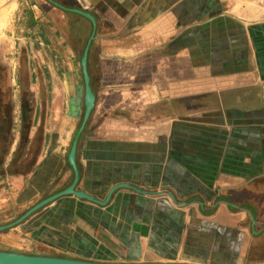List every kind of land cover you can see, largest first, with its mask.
Wrapping results in <instances>:
<instances>
[{"label": "crops", "instance_id": "0c3cea01", "mask_svg": "<svg viewBox=\"0 0 264 264\" xmlns=\"http://www.w3.org/2000/svg\"><path fill=\"white\" fill-rule=\"evenodd\" d=\"M2 72L0 217L9 207L14 223L74 183L75 141L76 189L103 201L120 186L106 204L60 195L0 244L264 264V0L0 2Z\"/></svg>", "mask_w": 264, "mask_h": 264}, {"label": "water", "instance_id": "95a60500", "mask_svg": "<svg viewBox=\"0 0 264 264\" xmlns=\"http://www.w3.org/2000/svg\"><path fill=\"white\" fill-rule=\"evenodd\" d=\"M87 17H89L91 20H94V18L87 13H84ZM91 39L87 43V46L85 48L83 57L81 59V64L83 68L84 78H85V115H84V122H86L91 114L92 108L94 106L95 101V95L91 88L90 84V75L88 72V53H89V47H90ZM76 143L75 141L74 146L72 148L71 154H70V161L75 166L76 169V178L74 183L67 188L65 191L56 194L50 198H47L38 204H36L34 207H32L29 211H27L20 219H18L14 223H10L7 225H1L0 231L4 230L20 221L25 219L28 215H30L32 212L36 211L41 206L47 204L49 201L57 198L60 195L64 194H74L80 198L90 200L92 202L98 203V204H106L109 201L111 193L118 188L120 185H117L112 188L109 197L106 200H98L82 191H79L76 189V183L78 180V170L76 167V161H75V154H76ZM124 186V185H121ZM0 264H183V263H156V262H101V261H91V260H84V259H78V258H72V257H65V256H57V255H40V254H27L22 252H16V251H9V250H0Z\"/></svg>", "mask_w": 264, "mask_h": 264}, {"label": "rangeland", "instance_id": "374dc122", "mask_svg": "<svg viewBox=\"0 0 264 264\" xmlns=\"http://www.w3.org/2000/svg\"><path fill=\"white\" fill-rule=\"evenodd\" d=\"M2 3V2H1ZM2 76V77H1ZM1 76H0V80L1 81H6L8 80V75H6L5 73H1ZM11 96L10 94V91L7 90V89H4L2 91V97L3 98H8ZM9 106V105H8ZM12 210L11 208H6L3 212V215H1L2 217H0L4 222L0 224L1 225H5V224H8V223H11L12 221H15V216L12 215ZM6 222V223H5ZM3 230L0 231V233L2 232ZM5 231V230H4ZM0 250H6V249H9V251H12L10 249H16L17 251H22V253H25V252H37L38 250L36 248H34L33 246H26V245H2L0 244ZM42 251V250H41ZM59 253V254H58ZM64 252H57V256H64L63 254ZM29 254V253H27ZM41 255V254H40ZM42 255H46V254H42ZM65 257H68V256H65ZM72 258H75V257H72Z\"/></svg>", "mask_w": 264, "mask_h": 264}, {"label": "built area", "instance_id": "2783aa9c", "mask_svg": "<svg viewBox=\"0 0 264 264\" xmlns=\"http://www.w3.org/2000/svg\"><path fill=\"white\" fill-rule=\"evenodd\" d=\"M9 1H11V0H0V2H2V3H7Z\"/></svg>", "mask_w": 264, "mask_h": 264}]
</instances>
